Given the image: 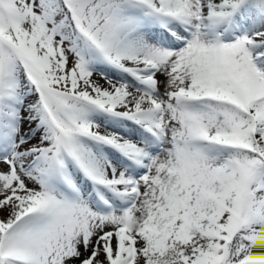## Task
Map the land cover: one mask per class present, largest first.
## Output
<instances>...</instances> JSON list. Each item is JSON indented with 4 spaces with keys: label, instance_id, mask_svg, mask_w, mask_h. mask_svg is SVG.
I'll use <instances>...</instances> for the list:
<instances>
[{
    "label": "rangeland",
    "instance_id": "374dc122",
    "mask_svg": "<svg viewBox=\"0 0 264 264\" xmlns=\"http://www.w3.org/2000/svg\"><path fill=\"white\" fill-rule=\"evenodd\" d=\"M201 1L0 0V264H264V115L255 116L251 107L253 100L264 106V0H212L206 9L218 36L208 40L212 63L202 68L210 75L200 84L212 94L203 102L222 113L205 124L200 138L189 129L197 125L198 101L192 109L174 103L190 96L180 92L184 85L177 96L147 88L152 68L153 77H161L160 52L154 50L141 68L117 56L128 35L150 39L158 31L171 37L173 29L183 40L174 49L179 51L203 23L214 27ZM177 4L191 8L190 26L173 10ZM117 15L141 19L143 26L140 32L128 26L106 42V27ZM61 46L86 61L79 77L59 60ZM97 59L121 72L114 76L124 81L122 90L97 71ZM250 71L260 88L241 98ZM93 81L101 83L94 91ZM132 81L138 86L128 85ZM139 92L148 99L141 109ZM42 126L46 138L35 144ZM151 143L155 150L145 156L153 164L138 165L139 148ZM168 143L175 152L186 151L169 169L157 165ZM50 148L52 172L39 173L38 159ZM124 172L135 174L127 180ZM165 203L168 216L158 229L153 213ZM85 207L98 210L105 222L86 249L80 234L69 239L71 232L90 229Z\"/></svg>",
    "mask_w": 264,
    "mask_h": 264
},
{
    "label": "bare ground",
    "instance_id": "6f19581e",
    "mask_svg": "<svg viewBox=\"0 0 264 264\" xmlns=\"http://www.w3.org/2000/svg\"><path fill=\"white\" fill-rule=\"evenodd\" d=\"M178 1V0H177ZM212 0H207V1H201L199 4L204 8L202 11L204 14H206V17H205V20L206 22L207 21H210L211 23H209V25H212L214 24V27L213 28H209L208 27V24H202V27L200 28V30L198 32H203V36L200 35V33L197 32V34H194L191 41L187 42V44L181 48L179 51H175L174 49L176 48L177 44L179 43H182L183 40L180 39V38H177L175 35H173V33L175 32L176 33V29H173L171 31V33L169 35H171V37H169L168 35H161V33L159 34V32H155L153 33V38H150V39H147V38H141L142 35L141 34H138V35H133V37L131 38V35H128L126 36L125 38V45L123 46V48L119 51L118 53V59L121 61L122 64L124 63H131L134 67H138V68H141L144 66V64L147 62V60L153 56L151 54H153L154 50H157L158 53V57H159V61L161 64V77H159V81L156 79H153V83H154V80L156 81V91L159 90H164V91H167V92H170L171 94H173V96H177L179 95V91H180V87L179 85H184L186 87V89H182L181 88V93H182V90H185L184 92H187L188 96H185V97H188L187 99H181L179 97H177V101H174L175 105L177 104L178 105V102H181V105H187L189 104L190 105V108H194L193 107V101H198V107H200V110H198L196 107L195 109L193 110L194 111V115H195V118H196V121H197V125L193 124V126H190V130L192 131L191 133L196 136H198L199 138L201 137L199 134H203L205 133V124L207 125V123L209 122L212 123L213 121V117L215 115L219 116L218 114H221V110L220 111H217L215 110L214 108H212V106L209 107V103L211 102H208V103H205L203 102V100H211V95L210 93H205L203 92L202 90V86L200 84V80H202L203 77H206L207 75H210V72L208 71H205L204 68H202V66L205 64V63H212V56L210 55L211 52H212V49L210 47V45L212 44L210 42L209 44V41L208 40H215L213 39L212 37H215V35L218 36V33L215 32V30L218 28V24L214 23L215 19L214 17H212V15H208V12L206 11V9L209 7V5L211 4ZM173 10H179L180 12V15H181V18H183V20L185 21V26L184 27H188L190 26V20H191V13L189 14L188 12L191 11V8H188V9H185L183 8L182 6H180L179 4H177V7L176 9H173ZM174 11V12H175ZM178 12V13H179ZM170 13V12H169ZM210 13V12H209ZM138 14H142V12H137V15ZM179 17V16H178ZM214 19V20H213ZM204 20V21H205ZM141 19H136V18H122L121 16H115L113 19H112V23L111 25L107 26L106 27V31H105V41H109V40H112V38H117L119 37L120 35H122L124 29L128 26L130 27H133L132 29H137L139 32H140V29H141V26H143V24H141L143 22H140ZM202 22V21H201ZM197 24V23H196ZM193 27V26H192ZM183 29V28H182ZM199 28H197L198 30ZM134 32L136 30H133ZM189 31V30H188ZM179 32V31H178ZM125 36V35H124ZM204 37H207V38H204ZM170 40V41H169ZM218 40H221V37L218 38ZM214 43V42H213ZM218 44V43H217ZM72 46V45H71ZM62 47V46H61ZM158 48V49H157ZM62 51L59 52V60H63V59H66L65 62H63V65L64 63L66 64V67L69 69V70H72L73 73L75 74V76L79 77V70H81V64H85L86 61L83 60V57H79L78 60H75L72 58L71 56V52H68V50L65 48V47H62L61 49ZM52 53H53V49H52ZM58 52H56L57 54ZM55 54V55H56ZM156 54V53H155ZM45 56V55H44ZM53 56V54H52ZM43 57V56H42ZM44 58V57H43ZM54 57H52L53 59ZM151 60V59H149ZM156 60V59H155ZM100 62H101V59H97V62H96V67H97V71L98 70H103L104 73L113 80V83L115 84V87H119L118 89L122 90V87H121V84L124 83V81H121L119 78H117V74L121 73L117 70H110L111 68H114L113 66L112 67H107L106 65H102L100 66ZM158 62V61H157ZM190 65H189V64ZM107 64V62H106ZM118 64V63H117ZM82 65V66H83ZM111 65V64H110ZM157 65V64H156ZM207 66V65H206ZM205 67V66H204ZM159 68V67H158ZM206 68V67H205ZM109 69V70H108ZM210 69V67H209ZM105 70H108L107 72ZM141 70V69H140ZM143 70V69H142ZM199 70V71H198ZM224 70H226L224 68ZM212 71V70H211ZM111 72V73H109ZM251 72V73H250ZM247 75V80L245 82V85L244 87H242V95H239L241 98H244L243 95H254V91H256V89L259 87V84H258V80H256L255 78V75L253 73V71H250ZM83 75V74H82ZM116 75V76H114ZM212 75V74H211ZM220 76V75H219ZM97 77V76H96ZM190 77H194L192 78L190 81L188 78ZM211 77V76H210ZM208 77V78H210ZM201 78V79H200ZM189 80L190 83L189 85L187 86V83L186 80ZM206 79V78H205ZM223 79V78H222ZM95 80V79H94ZM100 82L102 83L103 81H105L104 78L102 79H99ZM130 79L129 78H126V81L128 82ZM209 80V79H208ZM125 81V82H126ZM134 81V80H133ZM132 81V83L130 82L128 85L132 86V84H136ZM195 81H198V84L195 83ZM205 81V80H204ZM245 81V80H244ZM243 81V83H244ZM90 82V81H89ZM206 82V81H205ZM212 82V81H211ZM101 83H99V81H93V83L90 84L92 90L94 91L95 87L98 88L99 86L98 85H101ZM109 83H111V81H109ZM112 83V84H113ZM147 83V82H146ZM220 83V82H219ZM120 86H119V85ZM144 84V83H143ZM150 84V83H149ZM191 84H192V87H191ZM95 87H94V86ZM104 85V84H103ZM137 85V84H136ZM140 85V84H139ZM197 85V86H196ZM138 86V85H137ZM243 86V85H242ZM101 87V86H100ZM142 84L137 87V88H142ZM262 87V86H261ZM124 88V87H123ZM148 88V87H147ZM260 88V87H259ZM258 88V89H259ZM262 90V89H261ZM260 90V91H261ZM259 93V92H258ZM257 95V94H256ZM102 96V95H101ZM214 96V95H213ZM100 97V96H99ZM103 98V97H102ZM137 98H138V102H137V107L139 109H141L142 107L144 108V106H146L148 104V99H146L147 97L144 96L142 93H138L137 95ZM256 98V97H255ZM104 100H106V97L104 98ZM109 100V99H108ZM107 100V101H108ZM242 100V99H241ZM253 100V99H252ZM91 101V100H90ZM103 101V99H102ZM250 101V100H249ZM261 100H256L255 103H254V100L251 104V107L253 108L254 112H255V116L257 115L259 118L262 117V115H264V106L263 104H261L260 102ZM93 102V101H92ZM145 102V104H144ZM230 102V101H229ZM105 103V102H104ZM94 104H89L90 107H93ZM238 105V104H237ZM249 105V104H248ZM94 106L97 107V104H95ZM128 106V105H126ZM161 106V105H160ZM149 107V106H148ZM155 107V106H154ZM167 107V106H166ZM154 109V108H153ZM159 109V108H158ZM185 109V108H184ZM184 109H182V111H185ZM219 110V109H218ZM223 110V109H222ZM181 111V112H182ZM156 112V111H155ZM189 112V111H188ZM179 113L180 114H189V113ZM227 112L228 114V110L225 111V113ZM233 112V111H232ZM244 112V111H243ZM90 113V112H89ZM241 113V112H240ZM136 114V113H135ZM170 114V113H169ZM224 114V113H223ZM222 114V115H223ZM98 115V114H97ZM237 115V114H236ZM94 116V115H93ZM227 116V115H226ZM230 116V114H229ZM228 116V117H229ZM165 117V115H164ZM203 117V118H202ZM257 117V118H258ZM136 118V116H135ZM217 118V117H215ZM221 119V118H220ZM224 119V118H223ZM234 119L233 117H230L229 122L228 124H232L231 126L233 127V130L236 132V134L239 130L238 126L237 125H234ZM237 119V118H236ZM244 119V118H243ZM222 120V119H221ZM250 120V119H248ZM257 120V119H256ZM93 120L91 119V122ZM216 122V119L214 120ZM251 121V120H250ZM90 122V123H91ZM201 122H204V123H201ZM226 122V121H225ZM259 122V121H258ZM100 123V122H99ZM114 123V122H113ZM224 123V122H223ZM222 123V125H223ZM227 123V122H226ZM111 124V123H110ZM192 124V123H191ZM260 124V123H259ZM114 125V124H112ZM220 125V124H219ZM189 126V125H188ZM43 127V126H42ZM40 128L39 129V132H38V135L36 136V139H35V144H40V142H42L44 140V138H46V135H47V131H46V128ZM205 127V128H204ZM210 127V126H209ZM212 127V126H211ZM226 127V125H225ZM230 127V126H229ZM111 129L113 130H116L118 131V127L114 126H110ZM204 128V129H203ZM227 128V127H226ZM241 128V127H240ZM226 130V129H225ZM170 131V130H169ZM126 132V131H125ZM125 132L124 135H125ZM173 132V131H172ZM228 132V131H227ZM242 132V131H241ZM157 133V132H156ZM155 133V134H156ZM106 134V133H105ZM104 134V135H105ZM150 134V133H149ZM206 134V133H205ZM145 135H147L145 133ZM225 137V136H224ZM196 138V137H195ZM220 138V137H219ZM228 138V137H226ZM193 139V138H191ZM188 141V140H187ZM191 142H195V140H192ZM186 143V142H185ZM147 144V143H146ZM188 144V143H187ZM189 144H191L189 142ZM174 146V145H173ZM204 146V145H203ZM142 147V146H141ZM139 148V151H136L139 152L140 154H136V156L134 157L137 161V164L138 165H141V162L142 161V166H145L143 164L147 163L148 161V158L145 156L146 154H151L154 150H155V144H149V145H146L145 148ZM164 147V146H163ZM199 147V146H198ZM202 147V145H201ZM207 147V146H206ZM206 147H203L204 149H200L198 151V154L200 153H205V149ZM37 148V147H36ZM35 149V148H34ZM160 149V148H159ZM174 149V148H173ZM172 149V144L171 143H168L167 146H165L163 148L162 151H160L157 156V165H161L164 166L165 168H171V166L174 164V158L175 157H183L185 156L186 154V151L183 149L182 151L180 150L175 152L176 149L178 148H175V150ZM209 149V148H208ZM42 150V149H41ZM41 150H38L36 149L35 151H38V154L41 152ZM158 150V149H157ZM190 150V149H189ZM195 150V149H194ZM43 151V150H42ZM135 151V153H136ZM52 152V149L50 148L47 149V151L45 152V155L42 156L41 153L39 155H41L42 157L40 159H38V161L40 162L38 164V168L36 171H40L39 173L41 172H47V173H50L52 172V168H51V160H52V155L50 154ZM190 152V151H189ZM193 152V151H192ZM37 153V152H36ZM194 154V153H193ZM133 155V154H132ZM39 157V156H38ZM176 160V159H175ZM21 162V161H20ZM145 162V163H144ZM177 162V161H176ZM151 164H153V162L151 163H147V167H149ZM212 165V164H211ZM136 169L137 167L134 166ZM146 167V166H145ZM131 168H133V166H131ZM96 174V176L98 177H101L102 174L100 172H94ZM133 173V172H132ZM131 172L130 173H126L124 172L122 176L123 179H126L127 176L131 175L132 174ZM43 174V173H42ZM135 173H133L134 175ZM150 174V173H149ZM152 174V173H151ZM150 174V175H151ZM148 175V176H150ZM128 180V178H127ZM45 185V183H44ZM43 185V186H44ZM46 187V185L44 186ZM125 192L128 191V188L124 186V189H123ZM173 192V191H172ZM172 192H167L166 195H168L169 193V196L167 197V203L172 200L170 197ZM42 193V192H41ZM44 194V192L42 193ZM145 200L147 199L146 197H144ZM44 202H49L52 206L54 205V207L57 208V204H52L51 201H49V199H43ZM95 201V200H94ZM46 204V203H45ZM87 211V218L90 219L89 222L91 223V227L89 230L87 229H82L81 231L82 232H71L69 233V239L71 242H73L76 238V234H80L79 235V240L83 239L86 241V244L87 246L85 247V249L88 247L89 248V245L91 243H93L95 245V241H96V237L98 234H96V232L101 228V226H103V223L105 224V222H103V220L100 219V215H99V212L98 210H94V211H91L89 210L88 207H85ZM59 209V207H58ZM158 212H154L153 215L156 217L155 220H157V227L158 229H163L165 226H163V223L166 221L167 219V216H168V211H167V207H166V203L163 204L161 207H159L158 209ZM55 211V209H54ZM247 211V210H246ZM101 214V213H100ZM56 215V214H55ZM57 215L60 216V214L58 213ZM67 216H71L70 213H67L65 215V217ZM61 217V216H60ZM81 221V219H80ZM82 222L83 219H82ZM72 224V223H71ZM125 224V223H124ZM108 225V224H106ZM71 226H69L70 228ZM74 227V225H73ZM68 229V228H66ZM72 231V230H71ZM71 234H74V235H71ZM82 234H86L85 236H83ZM76 235V236H75ZM114 245V244H113ZM97 246V245H96ZM111 247V246H110ZM97 253V252H96ZM98 261V260H97ZM93 264H96V261H93Z\"/></svg>",
    "mask_w": 264,
    "mask_h": 264
}]
</instances>
